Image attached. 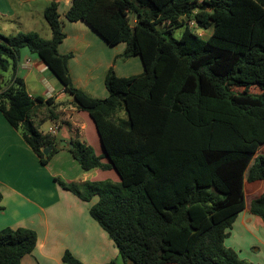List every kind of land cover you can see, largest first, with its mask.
I'll list each match as a JSON object with an SVG mask.
<instances>
[{
  "label": "trees",
  "instance_id": "obj_1",
  "mask_svg": "<svg viewBox=\"0 0 264 264\" xmlns=\"http://www.w3.org/2000/svg\"><path fill=\"white\" fill-rule=\"evenodd\" d=\"M43 15L50 39L0 33V111L40 163L59 145L39 130L48 118L34 125L36 107L49 99L30 96L17 75L23 48L94 123L103 154L74 140L68 149L83 171L113 168L119 182L56 181L84 200L98 196L89 213L124 262L253 264L224 240L245 206V176L264 181V153H257L264 144V0H71L68 21H84L109 45L124 43L118 57L141 59L139 74L106 71L105 98L72 83L69 55L57 51L65 36L58 0ZM174 26H183L178 37ZM252 86L261 93L249 92ZM249 209L264 222V192ZM36 240L30 228L0 229V264H20ZM62 261L84 264L68 250Z\"/></svg>",
  "mask_w": 264,
  "mask_h": 264
},
{
  "label": "crops",
  "instance_id": "obj_2",
  "mask_svg": "<svg viewBox=\"0 0 264 264\" xmlns=\"http://www.w3.org/2000/svg\"><path fill=\"white\" fill-rule=\"evenodd\" d=\"M40 1L49 4L51 0H0V33L35 31L50 39L52 33L43 12L33 7ZM70 5L71 0H58L65 36L57 51L69 55L67 67L76 87L94 98H105L108 96L106 71L112 67L117 76L139 74L143 70L141 59L138 56L118 57L125 50L124 43L109 45L84 21H68L64 13ZM205 32L209 36L211 30ZM16 73L22 77L30 96L49 99V103L36 107L34 125L48 118L39 125L42 133L57 125V132L52 136L59 145L49 161L41 164L20 132L0 111V229L26 227L37 235L33 251L23 256L20 264H66L62 261L66 250L84 264L111 261L132 264L122 260L114 242L91 217L89 209L98 196L84 200L56 181L58 178L77 185L94 181L119 182L113 168L83 171L68 146L60 145L61 141L74 140L90 145L97 155H102L103 148L90 116L75 106L71 95L36 53L21 49ZM249 92L258 94L261 90L252 86ZM260 148L257 153H264ZM101 161L108 163L107 158ZM243 192L244 209L234 219L224 244L240 258L264 264V222L249 209L251 200L264 192V181H247L245 176Z\"/></svg>",
  "mask_w": 264,
  "mask_h": 264
},
{
  "label": "rangeland",
  "instance_id": "obj_3",
  "mask_svg": "<svg viewBox=\"0 0 264 264\" xmlns=\"http://www.w3.org/2000/svg\"><path fill=\"white\" fill-rule=\"evenodd\" d=\"M48 5V3H45L44 4V1H40L39 3H36V4H34V9L37 11V12H41V14H42V12H43V9L46 7ZM42 18H43V16H42ZM43 22H44V24H45V26H47V23L44 21V19H43ZM182 29H183V26L182 27H178V28H176V26H174V29H173V33H174V36H176V37H178L180 34H181V32H182ZM194 29H196V28H194ZM199 32V34L200 35H202L203 37H206L207 35V33L205 32V31H198ZM206 33V34H205ZM3 78L0 80V84L3 82ZM34 123H35V121H34ZM39 123V121L37 122V124ZM45 126H43L42 128H44ZM46 129V128H45ZM264 150V146L263 147H261L260 148V151H263Z\"/></svg>",
  "mask_w": 264,
  "mask_h": 264
},
{
  "label": "water",
  "instance_id": "obj_4",
  "mask_svg": "<svg viewBox=\"0 0 264 264\" xmlns=\"http://www.w3.org/2000/svg\"><path fill=\"white\" fill-rule=\"evenodd\" d=\"M60 145L61 146H68V148H72L73 147V142L70 141V142H65V141H61L60 142ZM54 147L52 145L50 146H47L43 149V153L44 154H48Z\"/></svg>",
  "mask_w": 264,
  "mask_h": 264
},
{
  "label": "built area",
  "instance_id": "obj_5",
  "mask_svg": "<svg viewBox=\"0 0 264 264\" xmlns=\"http://www.w3.org/2000/svg\"><path fill=\"white\" fill-rule=\"evenodd\" d=\"M190 25L193 26L194 23L193 22H190ZM57 129H58L57 125H53V126H51V127L48 128V130H47L46 133H49L51 135H54L57 132Z\"/></svg>",
  "mask_w": 264,
  "mask_h": 264
}]
</instances>
